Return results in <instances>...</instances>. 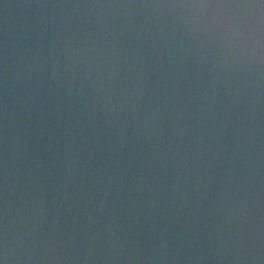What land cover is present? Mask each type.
<instances>
[{
	"label": "water",
	"instance_id": "1",
	"mask_svg": "<svg viewBox=\"0 0 264 264\" xmlns=\"http://www.w3.org/2000/svg\"><path fill=\"white\" fill-rule=\"evenodd\" d=\"M0 264H264V0H0Z\"/></svg>",
	"mask_w": 264,
	"mask_h": 264
}]
</instances>
